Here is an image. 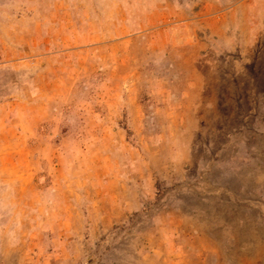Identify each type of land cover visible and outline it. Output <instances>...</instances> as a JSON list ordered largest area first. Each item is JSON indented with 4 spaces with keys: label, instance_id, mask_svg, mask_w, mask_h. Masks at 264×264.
Wrapping results in <instances>:
<instances>
[{
    "label": "rangeland",
    "instance_id": "374dc122",
    "mask_svg": "<svg viewBox=\"0 0 264 264\" xmlns=\"http://www.w3.org/2000/svg\"><path fill=\"white\" fill-rule=\"evenodd\" d=\"M0 264H264V0H0Z\"/></svg>",
    "mask_w": 264,
    "mask_h": 264
}]
</instances>
